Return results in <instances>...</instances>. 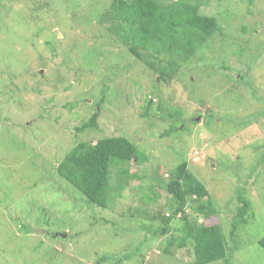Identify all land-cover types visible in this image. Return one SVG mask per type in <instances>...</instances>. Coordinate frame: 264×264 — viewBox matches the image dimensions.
I'll use <instances>...</instances> for the list:
<instances>
[{"label":"rangeland","instance_id":"374dc122","mask_svg":"<svg viewBox=\"0 0 264 264\" xmlns=\"http://www.w3.org/2000/svg\"><path fill=\"white\" fill-rule=\"evenodd\" d=\"M112 1L0 0V264H194L189 242L164 252L183 215L219 224L227 259L209 264H264V0H188L218 30L165 81L100 21ZM118 135L145 158L110 166L107 206L88 203L55 168ZM181 161L216 214L186 205L161 236ZM239 195L254 216L231 233Z\"/></svg>","mask_w":264,"mask_h":264},{"label":"trees","instance_id":"16d2710c","mask_svg":"<svg viewBox=\"0 0 264 264\" xmlns=\"http://www.w3.org/2000/svg\"><path fill=\"white\" fill-rule=\"evenodd\" d=\"M165 1L113 0L100 18L102 23L109 24V32L132 55L158 73L163 81L172 77L179 63L189 59L218 30L216 18L201 14L197 3L188 0ZM160 109L159 104L157 110ZM99 113L100 105L97 102L89 118L75 127L76 132L97 128ZM147 115V111L142 113V116ZM144 158L145 155L127 137L105 136L93 142L84 140L76 143L61 158L55 170L88 203L105 207L110 187V166L127 161L141 163ZM121 172L126 175L125 170ZM165 188L176 206L170 215L162 217L165 222L158 229L161 236L169 232L167 222L182 212L186 205L204 218L216 214L208 190L188 170L185 161L170 171ZM238 200L240 206L231 233L238 229L239 224L247 223L254 216L247 199L239 195ZM180 220L181 227L175 230L182 235H170L164 252L168 253L174 243L177 247H184L189 242L192 244L194 264L226 261V246L218 223L199 225L195 220L189 221L186 215L181 216ZM258 244L264 248V235L258 239ZM115 264H120V260Z\"/></svg>","mask_w":264,"mask_h":264}]
</instances>
